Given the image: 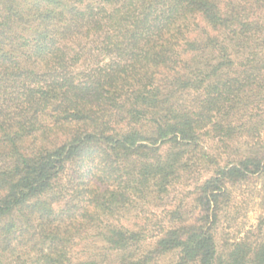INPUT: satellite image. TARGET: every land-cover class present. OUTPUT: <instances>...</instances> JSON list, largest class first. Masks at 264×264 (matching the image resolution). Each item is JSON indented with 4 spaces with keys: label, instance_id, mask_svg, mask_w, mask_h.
<instances>
[{
    "label": "trees",
    "instance_id": "trees-1",
    "mask_svg": "<svg viewBox=\"0 0 264 264\" xmlns=\"http://www.w3.org/2000/svg\"><path fill=\"white\" fill-rule=\"evenodd\" d=\"M0 264H264V0H0Z\"/></svg>",
    "mask_w": 264,
    "mask_h": 264
},
{
    "label": "rangeland",
    "instance_id": "rangeland-1",
    "mask_svg": "<svg viewBox=\"0 0 264 264\" xmlns=\"http://www.w3.org/2000/svg\"><path fill=\"white\" fill-rule=\"evenodd\" d=\"M258 189L259 186L252 182L232 190L229 206L231 214L227 215V222L230 223L222 224L218 234V241L223 248L226 247L223 243L231 241L238 231H246L255 225L260 206Z\"/></svg>",
    "mask_w": 264,
    "mask_h": 264
}]
</instances>
